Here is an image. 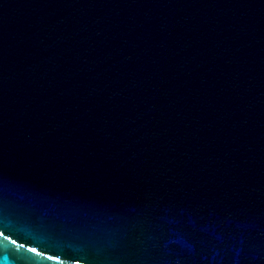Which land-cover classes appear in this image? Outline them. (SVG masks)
Wrapping results in <instances>:
<instances>
[{
  "label": "water",
  "instance_id": "obj_1",
  "mask_svg": "<svg viewBox=\"0 0 264 264\" xmlns=\"http://www.w3.org/2000/svg\"><path fill=\"white\" fill-rule=\"evenodd\" d=\"M0 264H264V0H0Z\"/></svg>",
  "mask_w": 264,
  "mask_h": 264
}]
</instances>
